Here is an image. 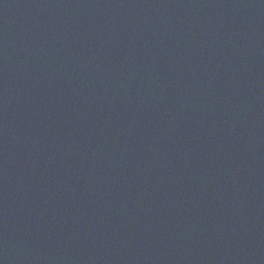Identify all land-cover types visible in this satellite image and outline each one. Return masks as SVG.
<instances>
[{"label": "water", "instance_id": "1", "mask_svg": "<svg viewBox=\"0 0 264 264\" xmlns=\"http://www.w3.org/2000/svg\"><path fill=\"white\" fill-rule=\"evenodd\" d=\"M0 264H264V0H0Z\"/></svg>", "mask_w": 264, "mask_h": 264}]
</instances>
